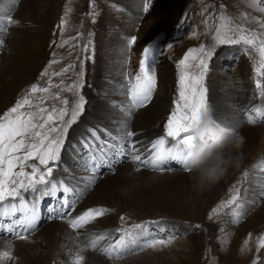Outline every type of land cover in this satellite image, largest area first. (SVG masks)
<instances>
[{
  "label": "rangeland",
  "instance_id": "1",
  "mask_svg": "<svg viewBox=\"0 0 264 264\" xmlns=\"http://www.w3.org/2000/svg\"><path fill=\"white\" fill-rule=\"evenodd\" d=\"M144 2L145 0H134L135 5L138 7L135 10L130 9L128 5L129 3H133L132 0H12L10 8L8 7V0H0V7H4L10 13L13 21L20 23L6 25V31L0 33V36H2L0 39L3 41L2 45H0V60L2 57L8 59L12 55V50L4 46L5 40L9 34L11 35L10 30L14 29L13 34L17 37L24 34L29 38V41L31 40L29 55L27 54L28 56L20 64V67L27 72L28 77L22 79L19 76L8 74L4 80L0 81V100L2 96H5L6 99L2 101L7 102L0 109V116L14 106L18 100L28 95L33 85L41 88L49 87V81H51L50 93L36 94V97L32 98L33 103H37V97L43 95L46 100L45 106L67 109L65 121L71 119L72 109L79 98L82 96L85 100L82 113L69 126L64 136L65 142L62 146L60 160L54 166L55 172H53V175L58 174L61 169L63 176H59L73 186L77 185L75 181L85 174L84 171L82 172L77 167L78 164L82 167L88 159V150L85 149L82 138L88 135L89 129H96L92 124L88 128L84 127L90 121L91 98L94 100L98 98L102 103L110 104L108 103L112 96L110 85H115L116 83L122 87L125 84L126 68L128 73H134L138 70L139 60L142 58V49L148 42L159 47L162 51V55L155 62V70L160 66L163 67V65L168 66L167 68H169L171 75V89L169 90L167 100H164L162 104L163 106L166 105V110L162 115L160 124L157 122V125H153L155 129L157 127L159 129L158 132L151 134L155 139L159 138L160 134H165L164 125L167 122L168 116L175 108L174 102L179 99V62L190 49L201 46H204L206 50L211 48L213 52L212 57L208 60V70L203 82L206 88L208 105L211 107V105L216 106L218 104H215V101H210L209 98L210 75H217L222 82L226 80L220 89L224 97L230 94L228 97L233 99L234 93L235 96L237 95L233 99L234 104L231 107L233 110H231L230 114H225L224 110L227 109L225 108L221 110L219 120L215 113H212L213 117L227 124L229 123L227 116L233 118L232 114L237 113V119H235L240 125L247 128L254 127L248 125H255V128H261L264 137V116L257 117L255 112L250 111L252 108L257 107L259 103L262 106V112H264V105L260 101L262 97L264 98V70H262L260 76H257L255 73V68L259 66L258 52L252 48H248L247 52H244L242 49L245 46L242 44L218 45L214 39L220 23L217 17L220 15L229 18L231 21L230 26H239L249 32L256 33L258 36L264 37V27H262L264 25V12L259 10L260 7H264V0H259L258 7H250V0H147L149 3L147 13L143 12ZM172 4H177L178 6L174 13L171 10ZM161 7H164V9H160ZM21 13H23L24 17ZM128 16L135 18L131 32L119 33V26L122 24L123 18ZM133 35L137 37L136 43L130 50H126V39ZM238 35L239 33L233 35V38H237ZM100 40L102 41L100 42ZM169 44L172 46L168 47ZM122 50L125 54V60L127 58V64L124 63V84L118 82L119 78L118 80H114L117 77H114L110 73L114 69L111 57ZM189 63L192 65L190 72L193 74L197 73L199 71L196 68L197 62L190 61ZM65 69H67L66 72L64 71ZM45 73L46 75H44ZM96 80L99 86L95 91L93 82ZM257 80L261 83L260 89L256 88ZM77 83H79L80 87L74 90L71 86ZM56 85H60V87L57 88ZM91 92L94 93L93 96ZM7 93L8 95H6ZM56 94L59 95V100L52 99V95ZM248 98L251 99V102H248ZM64 100H68L69 103L64 105ZM114 102L111 104L115 107ZM223 105L221 104V107ZM245 109L249 111H245ZM140 110L142 111L140 108L136 109L132 117H135L137 111L139 112ZM116 114L121 115L118 111ZM249 114L253 115L256 120L255 123L247 121L246 117ZM109 117L111 118V116ZM97 118L99 119V117ZM109 120L111 122L116 121L112 118ZM232 122L237 126V122L234 119ZM105 128L101 131L96 129L99 135L102 136V139L106 136L105 130H112L108 127ZM155 129L153 128V130ZM146 132L143 129L142 135ZM168 140L170 141L171 138H168ZM149 142L150 140L143 141V146L149 147ZM124 158L128 160L120 158L114 161L113 164H103L96 169V172L100 169L107 172L111 167L115 166L116 162L124 164L131 162L128 157ZM61 162L63 163L62 167L60 166ZM28 163L32 164L36 162L29 161ZM174 163L176 165L171 163V166L175 171L183 169L182 165ZM50 166L53 165L50 164ZM176 167L179 168L176 169ZM142 170L147 171L148 168H143ZM245 170L248 169L244 168L225 184V188H223L220 195L214 199L208 208H202L201 200L203 193L198 195L196 207L201 210V219L199 218L195 222L185 220L167 221V219H172L171 217H176V214L171 212L165 215L159 212L153 213L155 217L150 215L148 218H135L130 210L121 211L117 206L108 208L112 210L108 215L113 218L112 221L115 223L106 228L113 232L122 224L127 227L132 223L148 222V231L153 236L164 237L169 232H174L176 238L167 247H161L157 250L146 249L143 252L127 256L121 260H109L98 249H86L82 253L85 256V260L82 263L97 264L99 262L98 264H101L103 261L102 264H109L111 262L123 264L125 263L124 261L138 255L150 253L146 257L152 258L156 256L157 264H264V247H260V238L264 237V223L258 227H253L256 220L255 218L250 219L251 215L261 208L264 203V196L259 195L262 189L255 186L249 189L248 199V182L243 178ZM26 171L30 172L31 169L26 168ZM261 175H264V173H261ZM234 185L241 189V200L238 203L242 208L247 209L249 207V209L247 214L238 223H225V221L230 219L225 213L236 206L219 208V211L215 214H212V209L218 207L222 201H227L231 195L235 194ZM185 186L186 183H182L168 189L167 193H163L164 197L162 199L167 198L166 200L168 201L170 199H180L181 203H178L177 209L181 211L182 209L187 210L192 208L193 204L191 200L186 198L185 192L187 188ZM93 189L84 191L85 197L81 202L90 196ZM174 195L178 196L174 197ZM74 198L76 202L73 212L75 213L79 200H77L78 197ZM253 200L256 203H250ZM42 205L43 203H41ZM47 208L48 219L39 216L40 230L42 226L48 224L47 222L53 221V219H49L52 206L48 204ZM121 215L126 216L128 219L121 221ZM153 221L158 223H152ZM175 223L179 225L177 226ZM166 224L167 227H162ZM196 225H199V227H196ZM0 236L2 237L0 240L6 243L8 241L14 243L15 241L24 240L13 239V235L4 236L0 234ZM61 238L68 245L64 246L69 248L66 254L67 262H75L77 253L80 254L79 247L83 236L79 240L75 238L70 239L69 237L64 238V236H61ZM36 247H38L37 250L39 252L37 254L43 256L42 258L46 257L47 260H50L48 264H64L59 260H54V256H51V252L47 248L43 246ZM99 247L102 246L99 245ZM15 258H13V261L16 262H10V264H26V260L19 262ZM3 264H9L8 260L4 261ZM132 264H150V262L144 260Z\"/></svg>",
  "mask_w": 264,
  "mask_h": 264
},
{
  "label": "snow or ice",
  "instance_id": "2",
  "mask_svg": "<svg viewBox=\"0 0 264 264\" xmlns=\"http://www.w3.org/2000/svg\"><path fill=\"white\" fill-rule=\"evenodd\" d=\"M11 4L12 0H8L9 8ZM249 6L258 7L259 0H250ZM148 10L149 3L145 0L143 12L147 13ZM259 10L264 12V7H260ZM217 20L220 23L214 37L216 44H242L245 46L242 51L247 52L248 48H252L258 52L259 66L255 68V73L260 76L264 70V37L239 26H230L231 21L224 15L218 16ZM14 23L18 22L11 19L10 13L4 7H0V33L6 31V25ZM237 33L239 35L234 39L233 35ZM136 40L137 37L134 35L128 37L126 50H130ZM2 43L0 39V45ZM171 46L168 45V47ZM160 55H162L161 49L148 42L142 49L138 70L128 73L127 68L125 69L123 93L125 100L123 103L115 104L118 113L121 114L116 121L117 127L115 131L105 130L106 136L103 139L94 129H89L88 135L82 138V143L88 150V160L82 165L85 175L75 186L64 179L57 180L53 172L54 166L60 160L65 142L64 136L69 126L76 121L84 109L85 100L82 96L72 109L71 119L65 121L67 109L45 106L46 100L43 95L37 97V103H33L32 98L36 97V94L50 93L51 81H49V87L41 88L33 85L28 95L18 100L0 116V230L10 231L13 239L30 237L37 230L39 221L37 202L45 197H51L55 201L49 219L66 221L73 231L84 229L87 225L104 217L112 210L106 207H93L73 216L76 202L74 197H79L94 184L98 167L111 164L114 159L128 157L135 164L134 171L137 172L143 168L159 172L173 171L175 169L171 166V162L184 164L195 141V138L190 135V130L198 123L201 115L210 109L203 82L208 70V60L213 52L211 48L206 50L204 46L193 48L179 62V99L174 102L175 108L164 125L165 134L151 141L149 147H144L142 141L133 139L136 133L130 129L129 121L136 109L145 107L152 100L157 85L154 65ZM190 61L197 62L196 68L199 71L195 74L190 72L192 67ZM125 63L127 64V58ZM64 71L66 72L67 69ZM56 87L59 88L60 85ZM71 87L75 90L80 85L77 83ZM256 88H261L259 80L256 81ZM52 99L59 100L60 97L56 94L52 95ZM68 103V100L63 101L64 105ZM245 111L249 110L245 109ZM250 111L255 112L257 117L264 116L260 107H254ZM246 118L249 123L256 122L251 114ZM214 120L230 134H236L234 122L225 124L215 118ZM168 138H171V141ZM29 161L36 163L29 164ZM26 168H30L31 171H26ZM257 168L264 172V158L260 164H253L252 170H245L243 178L248 182L249 189L258 186L262 189L259 195L264 196V175H258L254 171ZM183 170L186 171V168L183 167ZM233 187L235 194L212 209V214H215L219 208L236 206L225 213L230 217L225 223H238L248 211L238 203L241 200L240 187L235 185ZM58 193L59 200H57ZM250 203H256V201L253 200ZM126 219H128L126 216H120L121 221ZM81 236L83 240L80 242V254L76 255L75 264H82L85 260L82 253L86 249H98L109 260H121L146 249L157 250L167 247L176 238L174 232H169L164 237L153 236L148 231V222L132 223L127 227L122 224L115 232L93 230L81 233L76 231V239L79 240ZM102 241H108V243L98 248ZM260 247H264V237L260 238ZM10 248L11 245L9 250L0 251V264L12 258Z\"/></svg>",
  "mask_w": 264,
  "mask_h": 264
},
{
  "label": "bare ground",
  "instance_id": "3",
  "mask_svg": "<svg viewBox=\"0 0 264 264\" xmlns=\"http://www.w3.org/2000/svg\"><path fill=\"white\" fill-rule=\"evenodd\" d=\"M132 1H133L132 4L131 3L128 4L129 8L137 10L138 7L135 5L134 0H132ZM26 5H28V4H26ZM30 6H31V3H30ZM177 8H178L177 4H172L171 10L173 13L177 10ZM160 9H164V7H161ZM21 15L23 16V13H21ZM18 18H20V17H18ZM134 23H135L134 17L128 16V17L123 18V22L119 26V33H130L133 26H134ZM18 24H20V23H18ZM13 31H15V30L14 29L10 30L11 35L9 34V36L5 40L4 46L9 48L10 50H12V55L8 59H6L5 57H2V59L0 60L1 61L0 62V64H1L0 65V81L4 80V78L8 74H12L14 76H19V78H22V79L28 77L27 72L20 67V64L23 62L25 57L29 55L28 52H29V46H30L31 40L29 41V38L27 36H25L24 34L17 37L16 35L13 34ZM100 35H102V34H100ZM0 37H2V36H0ZM99 39H101V38H99ZM101 41L102 40H100V42ZM98 42H99V40H98ZM120 49H122V48L120 47ZM13 51H14V56H13ZM111 61L113 62V66H114V69H112L110 72L111 75H113L114 77L115 76L117 77L114 80H118V78H119L118 82L121 84H124L123 83V81H124V68H125L124 63L126 60H125V54H124L123 50L121 52H117L116 54H114V56L111 57ZM167 67L168 66L163 65V67L160 66V67L156 68L155 72H156L157 85H156V88L154 91L155 92L154 97H152V100L148 103L149 105H146L145 108L144 107L140 108V109H142V111L141 110L139 112L137 111V114L135 115V117H132L131 120L129 121L130 129L134 133H136V135L133 137L134 140H140L142 142L143 141L146 142V141L150 140V142H151L155 139L153 137V135H151V134L159 131L158 127L156 128L157 129L156 130L155 127H153V125H155L157 122L160 124V120L163 117L162 115L166 110V105L163 106L162 104H163L164 100H167L168 94L170 92L169 90L171 89V87H170L171 75H170V70ZM98 70H100V69H98ZM223 82H226V80H223ZM223 82L220 79V77H218L217 75H210V78H209V86H210L209 98H210V101H215L214 102L215 104L218 103L216 106L211 105L210 108L212 110V113H215V115L218 116V120L220 118L221 110L227 108L226 110H224L225 114L226 115L230 114L231 110H233L231 108V107H233L232 104H234L233 99H234V97L237 96V95L235 96V93H234L233 99L228 97V95H230V94H228L227 97H224L221 94V90H220ZM93 84H94V89L96 91L97 87L99 86V83L96 80L93 82ZM224 84H226V83H224ZM110 93L112 94L111 98L109 99L110 101H108V103H110V104L102 103L100 100H98V98L96 100L91 98L92 103L90 106V110H91V112H90L91 116H89L90 121H88L84 127L88 128L92 124L97 130H100V131L103 129H106L105 127H108L109 129L111 128L112 129L111 131H115V129L117 127L116 121H117V118L119 115L116 114L117 111L111 103L114 102V100H115V102H114L115 104L118 102L119 103L124 102V100H125V97L123 95L124 85H122V87H121V85H117L116 83H115V85L111 84L110 85ZM6 95H8V93ZM93 95H94V93H92V96ZM114 96H115V98H113ZM9 97L11 98V96H9ZM252 97H253V94H252ZM10 98H9V100H10ZM4 99H6V97L2 96V99L0 100V109H2L7 104V102L2 101ZM260 101H262V103L264 105V98L263 97ZM248 102H251V99H249ZM221 104H224V105L221 107ZM143 108H144V110H143ZM263 111H264V109H263ZM236 114H232L233 118H230L229 116H227V118H229L228 122H232L233 119L235 120V122H237V126L235 127L236 133L245 137V143H244L242 149L240 150V155L242 156V160H241L238 168H236V167L230 168L229 171L224 176V178L221 179L219 182H217L215 185L211 186L209 189H207L203 192L193 191L191 188L192 181L190 180L191 174L186 173L183 169L180 171L173 170V171H164V172H153L148 168L147 171L141 170V171L137 172V171H134L135 165L133 164V162H130V163L127 162L125 164L116 162L115 166L111 167V169L108 170L107 172H104L102 169H100V170H98V172H96V179H95L94 184L91 187H89L88 189H86V190H92L94 188L93 192H91L90 196L85 201L81 202V200L84 199V197H85L84 192L82 195H80L78 197V199H77V200H79L78 206L76 205L77 210L75 213L72 212V215L75 216L86 208H88V209L93 208V207L112 208L113 206H117L121 211L130 210L131 214L133 216H135V218L136 217L148 218V217H150V215L151 216L153 215L155 217V215L153 213L159 212L162 215H165V214L171 212L173 214H176V217H171L172 219H167V221H169V220H173V221L174 220H185V221H191V222L194 221L195 222V221L199 220V218L201 216V210L196 207V202H197V199L199 198L198 195L200 193H203L202 194V200H201L202 201V208L206 209V208H208V206H210V204L214 201V199L218 195H220V192L223 190V188H225L224 187L225 184L228 181H230L231 179H233V177L237 173L242 171L244 168H246L248 170H252V165L253 164H260L262 162V158H264V137H263V132H262L261 128H255V125H248V126H254L253 128H247V127L240 125L238 123V121L236 120L237 119ZM109 116H111V118L116 120V121L111 122L109 120V119H111ZM97 117H99V119ZM113 117H115V118H113ZM258 125H260V124H258ZM153 128L155 130H153ZM143 129H145L147 131L144 135H142ZM143 137H145V138H143ZM150 142H149V146H150ZM137 147H141V146L137 145ZM68 156H70V155H68ZM62 164L63 163L61 162L60 166ZM60 166H59V168H60ZM77 167H79L82 170V172L84 171L83 167H81L79 164ZM254 171H256L258 175H261V173H264V172H261L259 168L255 169ZM78 172H79V170H78ZM79 174H80V172H79ZM56 175H58V176L62 175L61 169L58 172V174H56ZM83 175H85V174H83ZM74 180H75V178H74ZM79 180H80V178L77 179L75 182L78 183ZM182 183H186L185 187L187 188L186 192L184 190V192L187 196L186 195H184V196H186V198L188 200H191L193 205H192V208L187 209V210L182 209V211H181V210L177 209L178 203H181L180 199L179 200L170 199L168 201V200H166L167 198H164V199H162V198L164 197V195H163L164 192H166L168 189L176 187ZM177 196L174 195V197H177ZM247 197L249 199V184H248ZM200 198H201V196H200ZM80 203H81V205H80ZM43 204H44V202H43ZM247 209H249V207H247ZM46 212H48V209L46 210ZM108 214L109 213H107L104 217L99 218L96 221H94L93 223L87 225L84 229H80V230H76V231H79L81 233L91 232L93 230H99L101 232L102 231L113 232L110 229L106 228L107 226L114 225L113 223H115L112 221L113 218L110 217ZM251 218H255V220H256L253 227H255V226L258 227L259 225L264 223V203L262 204L261 208L258 211H256L254 214L251 215L250 219ZM47 223L48 224L41 227V230L39 229V226H38L37 230L38 229L39 230L38 231L36 230L34 232V234H32L30 237H28V239L15 241L14 243H12L10 241H8L6 243V242H3V240H0V251L9 250V245H11L10 251H11L12 258L10 260H8L9 264H10V262H16V261H13V258H15V257H16L15 260L17 259V261H19V262L26 260V262H25L26 264H48L50 260H47L46 257L42 258L43 256L37 254L39 252L37 250L38 247H36V246H43V247L47 248L48 251L51 252V256L52 255L54 256V260H59V261L63 262L64 264H75V262H72V263L67 262L68 260H66V254H67L69 248L64 246V245H67V243L63 242V239L61 238V236H64V238L69 237L70 239H73V238L76 239V231L75 232L71 231L69 229L67 222L59 220V219H53V221L47 222ZM176 225L178 226L179 224H176ZM162 227H167V224L165 226H162ZM0 238H2V237L0 236ZM106 243H108V241H102V242H100V245L103 246ZM13 244H14V246H13ZM72 244H74V243L72 242ZM75 253H76V251H75ZM47 254H50V253H47ZM148 254H150V253L141 254V255H138L137 257L131 258V259L126 260V261L123 260L125 263H123V262L122 263L123 264H132V263H136V262L138 263V262H142L144 260H148L150 262V264H157L156 256H154L152 258L150 257L151 258L150 259V258L146 257V255H148ZM45 256H47V255H45ZM97 260H99V259H97ZM102 262H101V264H102ZM82 264H86V263H82ZM109 264H115V263L111 262Z\"/></svg>",
  "mask_w": 264,
  "mask_h": 264
},
{
  "label": "clouds",
  "instance_id": "4",
  "mask_svg": "<svg viewBox=\"0 0 264 264\" xmlns=\"http://www.w3.org/2000/svg\"><path fill=\"white\" fill-rule=\"evenodd\" d=\"M190 135L195 138L186 161L182 167L190 173L191 188L203 192L224 178L230 168H238L242 160L240 150L245 137L235 135L213 118L212 110L203 113Z\"/></svg>",
  "mask_w": 264,
  "mask_h": 264
}]
</instances>
